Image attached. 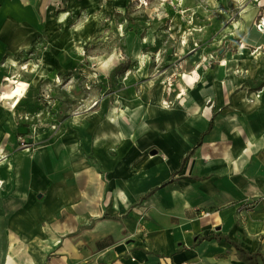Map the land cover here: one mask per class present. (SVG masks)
<instances>
[{"label":"crops","instance_id":"crops-1","mask_svg":"<svg viewBox=\"0 0 264 264\" xmlns=\"http://www.w3.org/2000/svg\"><path fill=\"white\" fill-rule=\"evenodd\" d=\"M61 1L0 0V57L12 78L29 77L25 94L49 95L86 65L80 33L79 46L66 25L50 34L55 17L45 25ZM227 4L225 37L243 47L202 80L203 67L193 84L175 80L173 95L150 81L121 108L43 130L36 151L17 149L12 99L0 103V264L262 262L264 0L234 20Z\"/></svg>","mask_w":264,"mask_h":264},{"label":"rangeland","instance_id":"rangeland-1","mask_svg":"<svg viewBox=\"0 0 264 264\" xmlns=\"http://www.w3.org/2000/svg\"><path fill=\"white\" fill-rule=\"evenodd\" d=\"M254 1L263 2L126 0V6L116 3L114 7L103 8V3H109V0H100L102 25H98L91 15H75L59 30L66 35L70 28L84 23L80 34L88 38L82 47L86 65L82 64V69H73L70 78L67 74L58 78L55 81L58 86H52L49 95H43L41 89L28 88L18 109L12 102L8 104L11 112L16 113L17 122L13 129L17 149L36 151L43 142V139L37 140L39 134L46 131L53 136L71 114L121 108L129 96L136 99L150 81L155 87L168 81V93L173 95L172 84L176 81L180 85L186 84L185 75H195L194 71L200 67L204 69L203 73L198 72L202 80L209 70L223 63V60L219 62L220 58L244 45L240 42L237 46L236 40L228 43L230 40L225 37L228 36L224 33L226 17H230L227 3L234 20ZM65 9L66 0H62L51 9L45 25L49 18ZM260 22H264V15L255 22L258 28ZM101 27L103 32L99 34ZM167 68H174L176 72L171 73ZM6 77L12 78V73L0 57V91L13 88ZM25 80L29 77L20 79V82ZM7 157L5 147L0 145V161L7 160ZM246 260L248 264H264V259L262 262L257 259L258 263L254 259Z\"/></svg>","mask_w":264,"mask_h":264},{"label":"bare ground","instance_id":"bare-ground-1","mask_svg":"<svg viewBox=\"0 0 264 264\" xmlns=\"http://www.w3.org/2000/svg\"><path fill=\"white\" fill-rule=\"evenodd\" d=\"M125 0H110L109 6L104 5L103 8L113 7L116 3L123 4ZM98 0H86L84 3L79 0H73L70 2L66 9L60 12L55 16L54 24L50 25L49 32L50 34H56L57 32V25H67L69 21L77 14L85 13V15H91L92 18L96 21V23L99 25H102V15L100 14L101 9ZM98 12V13H96ZM88 19V18H87ZM86 19V21H87ZM84 23L77 24L70 28L68 30V38L71 41H75L76 35L81 33L82 26ZM99 34H102L103 27L99 29ZM82 45L81 48L87 44L88 38L87 37H80ZM227 61V60H226ZM228 62V61H227ZM185 77H187L188 81L193 84L195 81H197V76L195 75H188L186 74ZM11 83H15L13 88L10 91H4L2 94H0V99L2 101H7L12 99V103L14 106H16L19 101L24 97L25 91L27 89L28 83L25 81H17L10 77H6Z\"/></svg>","mask_w":264,"mask_h":264},{"label":"trees","instance_id":"trees-1","mask_svg":"<svg viewBox=\"0 0 264 264\" xmlns=\"http://www.w3.org/2000/svg\"><path fill=\"white\" fill-rule=\"evenodd\" d=\"M126 15H128V13H126ZM20 102H21V101H19V103L16 105L15 109H16V108L18 109V106H19ZM16 111H17V110H16ZM24 126H25V128L28 127V126H26V125H24ZM21 134H24V133H21ZM208 237H209V238H212L213 235H209ZM240 250L243 251L242 249H240Z\"/></svg>","mask_w":264,"mask_h":264},{"label":"built area","instance_id":"built-area-1","mask_svg":"<svg viewBox=\"0 0 264 264\" xmlns=\"http://www.w3.org/2000/svg\"><path fill=\"white\" fill-rule=\"evenodd\" d=\"M262 25H264V22L262 23V22H260L259 23V26H262ZM2 183V181H0V184Z\"/></svg>","mask_w":264,"mask_h":264}]
</instances>
